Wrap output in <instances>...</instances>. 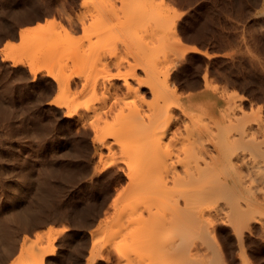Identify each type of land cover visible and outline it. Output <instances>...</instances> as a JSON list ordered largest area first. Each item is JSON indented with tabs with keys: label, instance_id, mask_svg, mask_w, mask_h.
<instances>
[{
	"label": "rangeland",
	"instance_id": "obj_1",
	"mask_svg": "<svg viewBox=\"0 0 264 264\" xmlns=\"http://www.w3.org/2000/svg\"><path fill=\"white\" fill-rule=\"evenodd\" d=\"M140 1L0 0V49L6 43L14 47L8 50L11 58L3 59L0 52V102L13 104L2 107L5 112L0 109V214L14 212L12 203L17 194L24 197L19 207L29 201L33 186L22 187L18 182L23 173L37 179L50 160L49 154L57 163L71 151L79 167L78 177L58 189L46 207L38 209L25 224L10 225L16 244L11 252L0 253V264H12L24 242L25 248L33 249L35 245H46L50 235L55 238L56 251L45 255L42 264H119L117 252L136 251L131 238L135 235L116 234L118 227L112 234L107 226L118 203L117 194L129 182L127 169L121 171L120 161L117 163L124 141L112 154L96 138L102 131L127 126L131 121L130 116L129 123L128 116L125 118L129 110L124 111L125 115L120 114L122 110L117 111L119 116L103 117L95 127L80 123L77 115L67 116L70 106L73 110L78 105L107 108L113 104V92L102 83L118 72L112 61L119 60L124 66L141 61L130 46L134 41L143 39L151 47L152 41L155 43L142 60L157 81L169 80L170 88L179 96L176 107L188 108L193 96L209 97L207 101L211 99L214 104L209 115L217 118L242 106L243 101L246 112L253 113H248L253 115H248L251 121L264 119V0ZM135 4L148 11L138 15L131 9ZM19 5L21 9H16ZM99 49L103 57L96 56ZM14 60L19 64L14 65ZM138 75L146 76L141 69ZM41 83L44 91L49 90L43 105L35 110L20 107L22 100L43 95L39 93ZM149 197L138 200L145 210L165 207ZM95 200V212L79 225L66 217L47 220L52 214L73 211V207L91 209ZM146 215L134 220H149ZM211 221L223 264H243L242 256L250 264H264V238L257 224L251 222V230L243 229L244 252L238 248L233 221ZM50 229L61 231L50 234ZM106 247L111 251L109 261L99 256Z\"/></svg>",
	"mask_w": 264,
	"mask_h": 264
},
{
	"label": "bare ground",
	"instance_id": "obj_2",
	"mask_svg": "<svg viewBox=\"0 0 264 264\" xmlns=\"http://www.w3.org/2000/svg\"><path fill=\"white\" fill-rule=\"evenodd\" d=\"M144 3L145 6L146 2ZM21 7L22 5H19L16 9ZM126 9L127 12L129 7ZM131 9L138 12V15L148 11V8L143 10L140 4ZM129 13L133 14L132 11ZM128 17L130 18V15ZM132 21L135 22L134 19ZM142 40H137L139 43L134 41V44L130 45L141 61L125 64L126 66L118 59L112 61L118 72L102 83L107 91L113 92L112 105L106 106L107 108L100 107L101 105L92 106L93 104L85 108L78 105L73 110L70 106L67 114L69 117L77 115L80 123H91L94 126L96 123L101 124L103 117H111L122 110L120 114H126V110H129L125 118L128 116L129 123L130 116L132 122L127 126H118V130L110 129V132L105 130L107 133L101 130V135L96 134L103 147L112 154H116L114 149H117L120 141L128 143L123 147L124 142H121V158L118 156L120 160L116 162L120 161L123 165H118L121 171L127 169L125 173L129 182L117 194L118 203L107 226L112 234L113 229L118 227L116 234L135 235L131 238L134 239L136 251L117 252V261L119 264H223L222 250L212 235L216 227L211 220L222 223L233 221L236 224L240 251L245 252L243 249L246 236L244 237L243 229L251 230V222L257 224L264 238V119L258 121L254 118L256 122L251 121L253 113L246 112L242 107L243 101L242 106L235 107L231 113L226 109V115L217 118L214 114L209 115L214 107L211 99L207 101L209 97L204 99L193 96L189 98L188 108L176 107L179 96L170 88L169 80L157 81L149 66L142 60V56L148 54L155 43L152 41L151 47V43ZM11 46L6 43L4 48L0 49L1 54L5 56L3 59L11 58L8 52L9 48L10 51L14 48ZM127 46L126 49H129L130 46ZM101 50L96 54L97 57L101 56ZM94 51L96 53L98 49L96 51L94 48ZM92 55L94 57V53ZM18 64V60H14V65ZM139 69L145 73V78L138 75ZM116 80H120L121 85L117 84ZM205 82L206 86L210 87L209 82ZM58 85L59 88L62 87L60 81ZM143 87L146 90H141ZM44 88L45 85L39 84V93L43 94L41 97L35 96L17 104L28 110L40 108L49 95V90L44 91ZM149 97L152 98L151 101ZM12 105L9 102H0V109L5 112L2 107ZM214 113H218L217 110ZM97 128L94 129L98 131L100 128ZM48 159L50 160L45 163L37 179L33 175L23 173L18 182L22 187L29 184L33 186L29 201L19 207V202L24 197L20 198L17 194L12 203L14 212L8 216L0 214L1 254L11 252L16 244L9 232L10 225L25 224L38 209L47 206L49 199L58 189L65 188L78 177V158L74 159L71 151L58 159L57 163L52 160L50 154ZM149 194V200H156L155 203L163 202L165 207H157V211L145 210L138 200ZM159 203L157 205L161 206ZM93 204L91 209L85 207V210L81 211L80 207H73V211L52 214L47 220L66 217L76 220L79 225L81 221L89 220L95 212L96 200ZM145 215L150 219L134 220ZM60 231L50 229L48 233L58 234ZM54 241L55 238L51 239L50 235L46 245H35L33 249L25 248L24 242L12 264H42L45 255L55 253ZM94 252L93 242L90 252L92 256ZM99 254L100 258L109 261L111 251L106 247L100 250ZM243 257V264H250L246 261L247 258Z\"/></svg>",
	"mask_w": 264,
	"mask_h": 264
}]
</instances>
